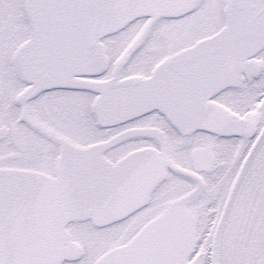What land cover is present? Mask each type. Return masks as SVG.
<instances>
[{
	"label": "snow or ice",
	"instance_id": "6c2138e0",
	"mask_svg": "<svg viewBox=\"0 0 264 264\" xmlns=\"http://www.w3.org/2000/svg\"><path fill=\"white\" fill-rule=\"evenodd\" d=\"M0 264H264V0H0Z\"/></svg>",
	"mask_w": 264,
	"mask_h": 264
}]
</instances>
